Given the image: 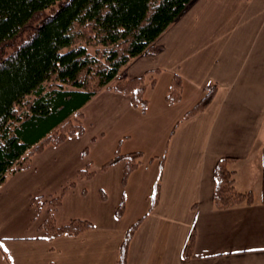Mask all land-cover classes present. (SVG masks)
I'll use <instances>...</instances> for the list:
<instances>
[{
    "label": "crops",
    "instance_id": "obj_1",
    "mask_svg": "<svg viewBox=\"0 0 264 264\" xmlns=\"http://www.w3.org/2000/svg\"><path fill=\"white\" fill-rule=\"evenodd\" d=\"M156 45L158 54L131 59L120 75L157 70L150 91L161 79L167 91L177 75L180 101L145 95L148 114L125 94L97 92L81 108L83 135L45 146L29 169L8 174L0 186V264H118L126 231L140 218L126 264H264V0H192ZM209 84L216 85L211 103L183 119ZM116 149L141 152L139 167L142 160L156 164L142 184L150 190L158 180L151 210L140 202L116 216L139 169L126 185L123 162L101 170ZM222 158L234 159V186L252 194L249 205L213 207L214 167ZM84 168L89 179L78 178ZM62 191L52 209L49 200ZM49 212L58 226L79 219L91 227L47 240L39 226Z\"/></svg>",
    "mask_w": 264,
    "mask_h": 264
},
{
    "label": "trees",
    "instance_id": "obj_2",
    "mask_svg": "<svg viewBox=\"0 0 264 264\" xmlns=\"http://www.w3.org/2000/svg\"><path fill=\"white\" fill-rule=\"evenodd\" d=\"M58 1L0 0V186L8 174L29 169L31 157L45 146L83 135L81 108L100 90L125 94L134 108L145 112V95L154 86L152 75L158 71L126 78L120 69L137 56L158 54L157 39L192 0H65L55 6ZM7 46L12 51L2 56ZM181 92L182 80L174 75L164 97L166 103H178ZM215 92V84L207 85L183 119L204 111ZM141 157V152L120 154L116 149L101 170L123 162L125 184ZM233 161L222 158L215 164L212 202L216 209L251 203L250 192L235 189ZM91 176L87 168L78 171L79 179ZM63 191L49 200L52 209L60 205ZM158 197L156 180L150 210ZM121 204L117 217L122 213ZM141 220L127 229L118 264H126L128 245ZM90 227L79 219L58 226L49 212L39 230L51 240ZM192 246L193 234L185 245L184 259L189 258Z\"/></svg>",
    "mask_w": 264,
    "mask_h": 264
},
{
    "label": "rangeland",
    "instance_id": "obj_3",
    "mask_svg": "<svg viewBox=\"0 0 264 264\" xmlns=\"http://www.w3.org/2000/svg\"><path fill=\"white\" fill-rule=\"evenodd\" d=\"M62 1H65V0L58 1L55 6H57ZM11 51H12L11 46L4 47L2 56L4 54L10 53ZM163 81L164 80L161 79L159 84H157V86L154 90H152V91H150L149 89L147 90L146 96L149 95V100H153V98L156 99L157 97L160 96L161 93H167L166 84L163 83ZM151 94H153V97H151ZM185 103H183V104H185ZM146 111L148 114H150L148 109ZM128 143L129 142L124 144V146L128 145ZM155 167H156V164L153 167H149L148 164L147 163L145 164L142 160L141 167H139V169L137 170V172H136L137 174L134 175L135 180H132V182H130L131 184H133V187H134L133 190L129 191V188H127L125 199L121 201L122 202V204H121L122 205L121 216L124 213L129 214V213L133 212L134 209H136L137 204L140 202L142 203L141 208L143 209V211L145 210L146 206H150L151 201H152V197H153V187L150 190H148L146 187H142V184L150 175L154 174V170L156 169ZM133 173H134V171L131 172L127 176V178L125 180V185L127 184V182L130 181V176ZM135 186H137L138 189H136Z\"/></svg>",
    "mask_w": 264,
    "mask_h": 264
}]
</instances>
